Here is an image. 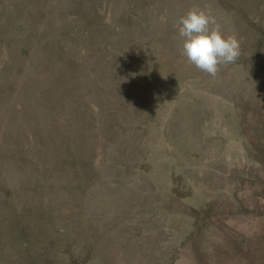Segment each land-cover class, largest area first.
<instances>
[{"label": "rangeland", "instance_id": "1", "mask_svg": "<svg viewBox=\"0 0 264 264\" xmlns=\"http://www.w3.org/2000/svg\"><path fill=\"white\" fill-rule=\"evenodd\" d=\"M192 8L242 70L182 54ZM261 31L264 0H0V264H230L234 201L193 209L202 128L231 79L264 93Z\"/></svg>", "mask_w": 264, "mask_h": 264}, {"label": "crops", "instance_id": "2", "mask_svg": "<svg viewBox=\"0 0 264 264\" xmlns=\"http://www.w3.org/2000/svg\"><path fill=\"white\" fill-rule=\"evenodd\" d=\"M258 36L264 41L263 31ZM241 54L233 63L234 71L242 70ZM249 82L231 79L232 93L219 91L208 96L215 105L202 128V149L207 154L198 164L205 168L206 177L201 181V202L193 206L195 211H206L211 209V202L217 201L219 216H222L221 206L234 201L233 214L239 226L226 227L222 220L218 224L225 237L222 240L227 239L224 245L235 248L229 255L230 264H264V162L259 153L264 141L253 138L258 133L264 134V93L253 88L243 95L242 90L246 91L243 84L246 87ZM263 83L255 81L254 86ZM170 97L171 103L176 102ZM230 229L234 231L233 240L225 235Z\"/></svg>", "mask_w": 264, "mask_h": 264}, {"label": "clouds", "instance_id": "3", "mask_svg": "<svg viewBox=\"0 0 264 264\" xmlns=\"http://www.w3.org/2000/svg\"><path fill=\"white\" fill-rule=\"evenodd\" d=\"M178 30L184 39L182 54L212 77H216L219 65L234 63L239 56L237 37L223 35L216 18L203 9H190L179 19Z\"/></svg>", "mask_w": 264, "mask_h": 264}, {"label": "trees", "instance_id": "4", "mask_svg": "<svg viewBox=\"0 0 264 264\" xmlns=\"http://www.w3.org/2000/svg\"><path fill=\"white\" fill-rule=\"evenodd\" d=\"M157 85V84H156ZM158 87V86H157ZM262 141H264V138H263V140ZM263 150H261V151H259V153H260V159L264 162V146H263V148H262ZM209 207H210V204H209ZM211 208V207H210ZM205 212V211H204ZM231 240H233V239H231ZM237 249V248H236ZM239 249V248H238Z\"/></svg>", "mask_w": 264, "mask_h": 264}]
</instances>
